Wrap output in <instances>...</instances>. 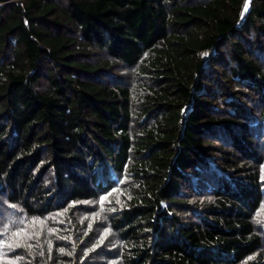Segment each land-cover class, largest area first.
Segmentation results:
<instances>
[{
	"label": "trees",
	"instance_id": "obj_1",
	"mask_svg": "<svg viewBox=\"0 0 264 264\" xmlns=\"http://www.w3.org/2000/svg\"><path fill=\"white\" fill-rule=\"evenodd\" d=\"M245 4L0 0V264H264Z\"/></svg>",
	"mask_w": 264,
	"mask_h": 264
},
{
	"label": "snow or ice",
	"instance_id": "obj_2",
	"mask_svg": "<svg viewBox=\"0 0 264 264\" xmlns=\"http://www.w3.org/2000/svg\"><path fill=\"white\" fill-rule=\"evenodd\" d=\"M245 11L247 10V0H246V4H245ZM16 235H19V233H16Z\"/></svg>",
	"mask_w": 264,
	"mask_h": 264
}]
</instances>
